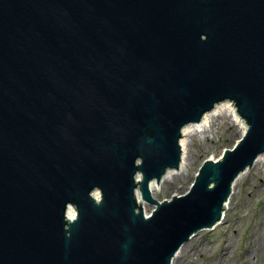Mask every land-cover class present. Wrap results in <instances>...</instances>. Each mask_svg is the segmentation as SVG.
<instances>
[{"label": "water", "instance_id": "95a60500", "mask_svg": "<svg viewBox=\"0 0 264 264\" xmlns=\"http://www.w3.org/2000/svg\"><path fill=\"white\" fill-rule=\"evenodd\" d=\"M221 102L244 133L153 199ZM259 155L264 0H0V264H169Z\"/></svg>", "mask_w": 264, "mask_h": 264}, {"label": "rangeland", "instance_id": "374dc122", "mask_svg": "<svg viewBox=\"0 0 264 264\" xmlns=\"http://www.w3.org/2000/svg\"><path fill=\"white\" fill-rule=\"evenodd\" d=\"M204 128L184 138L182 169L167 175V185L154 184L153 199L162 201L185 194L203 161L217 159L223 147L230 148L239 136L238 127L233 126L225 113L212 115ZM258 160L240 172L242 176L232 184L228 196L233 205L222 213L224 217L221 216L219 224L196 231L183 242L182 247L189 240L191 248L198 247V251L193 254L189 250L181 264H216L217 260H224L222 264H264V163L261 158ZM139 201L146 213L154 208ZM249 254L248 259L243 258Z\"/></svg>", "mask_w": 264, "mask_h": 264}, {"label": "bare ground", "instance_id": "6f19581e", "mask_svg": "<svg viewBox=\"0 0 264 264\" xmlns=\"http://www.w3.org/2000/svg\"><path fill=\"white\" fill-rule=\"evenodd\" d=\"M222 113H225L227 116H228V118H229V120H230V122L233 124V126L235 125L236 127H238V137L237 138H239L243 133H244V131H245V126H244V124H243V122H242V120L239 118V116L238 115H236V113H235V110H234V107L232 106V104L231 103H226V102H222V103H219L218 105H215L213 108H211L210 109V111H208V112H206V113H204V114H202V117H201V119L199 120V122H197V123H188V125H185V126H183V127H181L180 129V136L178 137V145H179V151H180V156H179V159H178V167H177V169H168V170H166L164 173H163V175H162V177H160L159 178V180L157 181V182H155V181H150L149 183H148V189H149V193L151 194L152 192H153V187H154V184H158V183H163L164 182V184L165 185H167L168 184V180H167V175H169V174H171L170 172L171 171H174V172H178L179 170H181L182 169V167H183V159H184V154H185V140H184V138L185 137H187L189 134H191L192 132H199L200 130V128H202L203 130L205 129L204 127H206L207 125H208V122H209V120H210V118H212V115H217V114H222ZM258 158H261L263 161H262V163H264V156L263 155H259L256 159H255V161H254V163L255 162H257V161H259L258 160ZM253 163V164H254ZM243 173V172H242ZM242 173H240L238 176H236V178L234 179V181L232 182V184H234V183H236V180L239 178V177H241L242 176ZM172 175V174H171ZM176 177V176H175ZM172 179H174V178H172ZM167 180V181H166ZM171 180V179H170ZM161 183H160V185H161ZM160 185H159V187H160ZM232 187L233 186H231V190H232ZM161 188V187H160ZM136 203H138V204H141L140 203V201L138 200V199H136ZM233 204H232V202H231V200H230V196L226 199V202L223 204V208H224V210H223V215H224V213H225V211L227 210V209H229V207H231ZM141 206V205H140ZM142 208H143V210H142ZM141 210H142V212H143V214L145 215V214H147L146 212H144L145 211V208L144 207H141ZM72 215H73V211L71 210V209H66V211H65V216H66V218H68V219H70L71 217H72ZM222 215V216H223ZM224 217V216H223ZM217 224H219L218 222L217 223H215V226L217 225ZM226 224V221H223V225H225ZM214 226V227H215ZM194 242H195V240H194ZM191 242L188 240L187 241V243H186V246H184V247H182V244L183 243H181V246H179L178 248H177V250L173 253V255H172V257H171V259H170V263L169 264H181V261H182V258H184V256H186L187 255V253L189 252V250H191V252L194 254L196 251H198L197 250V248L198 247H194V248H191V244H190ZM195 245V244H194ZM224 245V244H223ZM196 246V245H195ZM251 254H249L248 256H244L243 258L244 259H248V257L250 256ZM186 259V258H185ZM223 259V258H222ZM224 260H221V261H219V260H217L216 261V264L218 263V264H222V262H223ZM248 263V262H247Z\"/></svg>", "mask_w": 264, "mask_h": 264}]
</instances>
